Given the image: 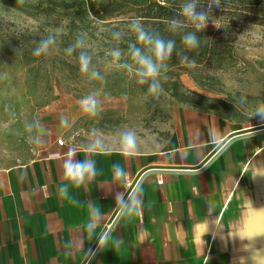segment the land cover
I'll return each mask as SVG.
<instances>
[{"label": "crops", "instance_id": "1", "mask_svg": "<svg viewBox=\"0 0 264 264\" xmlns=\"http://www.w3.org/2000/svg\"><path fill=\"white\" fill-rule=\"evenodd\" d=\"M171 121L130 156L121 144L50 138L38 156L0 166V264H264V122L237 126L193 107ZM70 151L97 171L79 188L62 172ZM117 193L142 200L140 214L118 216ZM90 206L102 214L92 238Z\"/></svg>", "mask_w": 264, "mask_h": 264}, {"label": "rangeland", "instance_id": "2", "mask_svg": "<svg viewBox=\"0 0 264 264\" xmlns=\"http://www.w3.org/2000/svg\"><path fill=\"white\" fill-rule=\"evenodd\" d=\"M79 2L0 0V166L38 156L50 138L81 146L95 139L101 145L121 144L127 131L137 139L160 135L181 107L211 112L237 126L264 122L253 117L264 103L263 25L242 24L231 57L220 66L196 65L188 71L167 65L157 98L147 95V84L137 82L129 45L150 53L130 27L139 20L130 4L85 0L83 10ZM49 35L55 37L49 53L34 56ZM77 39L82 46L69 55L66 49ZM116 48L122 52L119 61L110 55ZM80 52L91 56L90 72L97 70L103 79L79 71ZM125 63L131 70L121 67ZM89 94L99 101L95 115L81 110Z\"/></svg>", "mask_w": 264, "mask_h": 264}, {"label": "clouds", "instance_id": "3", "mask_svg": "<svg viewBox=\"0 0 264 264\" xmlns=\"http://www.w3.org/2000/svg\"><path fill=\"white\" fill-rule=\"evenodd\" d=\"M221 6V0H209V4L205 10L197 11V0H186L183 3L181 11L183 16L190 21L194 26L196 31L189 32L185 34L182 38L184 46L189 49H195L200 46V40L198 39L195 32L202 31L209 22V12L212 6ZM178 24L176 19H172L169 22L170 28H175ZM131 29L136 34V40L138 43L148 46V51L150 54H145L141 51V48L135 45H129V52L131 60L136 65L135 75L137 77V82L141 85L147 84V95L153 97H159L163 91L162 80H166L167 77L161 75V70L167 68L166 61L171 58L173 50L175 48V41L168 39L165 40L161 38L158 34L154 37L148 31L139 20L132 21L130 25ZM114 36L119 37V32H114ZM55 43L54 35H49L48 38L42 39L38 46L34 49V56L47 55L50 51V46ZM82 40L77 39L74 46H69L66 52L70 55L75 48L82 46ZM110 55L117 61L121 59L122 52L119 48L113 49ZM91 56L85 52H80L78 57L79 71L81 73L90 74L91 79H103L97 70H92L90 72ZM180 63L188 66L194 67L195 60L189 59L188 56L183 55L180 58ZM122 68H127L131 70V64H121ZM99 101L95 94H89L84 99L81 100V110L87 114L95 115L97 113V105ZM253 117H259L261 121H264V103H260L255 107ZM61 124L67 125V118H61ZM210 138H214V130H209ZM101 140L95 139L89 147L91 149H96L101 146ZM120 143L123 151V155H132L137 147L136 134L133 131H127L122 133L120 138ZM62 172L65 180L71 183L73 186L79 188L81 185H85L86 181H91L97 175L95 163L90 160H76L74 158V153H71L67 158L63 160ZM114 178L116 180L125 181L127 179V172L124 170L120 164L113 165ZM60 194L63 197L69 196V188L65 185L60 189ZM117 203V215L132 217L133 215H138L142 209V200L136 199L135 196L129 195L128 199L125 200L122 193L116 194ZM95 212V221L87 224V234L89 238H92L93 230L96 229L100 223L101 213L98 208L90 206ZM108 241V233L104 232L98 236V246L99 248L106 244Z\"/></svg>", "mask_w": 264, "mask_h": 264}, {"label": "trees", "instance_id": "4", "mask_svg": "<svg viewBox=\"0 0 264 264\" xmlns=\"http://www.w3.org/2000/svg\"><path fill=\"white\" fill-rule=\"evenodd\" d=\"M120 1L123 6H126L125 2L130 4V10L134 12V16L141 21L145 30L151 35L155 37L158 34L165 40L175 41V48L166 64L188 71H190L189 67L180 63L181 56L186 55L189 59H194L195 66L207 65L210 68L220 66L231 57L233 43L237 39L242 24L252 23L264 26V0H221L220 7L212 6L209 22L205 28L195 32L200 40V46L189 50L184 46L182 38L196 29L182 14L181 8L186 0ZM79 4L84 10L85 0H80ZM208 4L209 0H197V11L205 10ZM172 19L178 21L174 29L169 27ZM139 45L143 44L139 43Z\"/></svg>", "mask_w": 264, "mask_h": 264}, {"label": "built area", "instance_id": "5", "mask_svg": "<svg viewBox=\"0 0 264 264\" xmlns=\"http://www.w3.org/2000/svg\"><path fill=\"white\" fill-rule=\"evenodd\" d=\"M57 143L58 144H62L63 143V140L60 138V139H57Z\"/></svg>", "mask_w": 264, "mask_h": 264}]
</instances>
